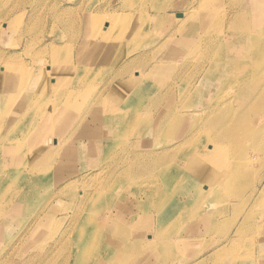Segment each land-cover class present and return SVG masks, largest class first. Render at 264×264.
<instances>
[{
    "label": "rangeland",
    "instance_id": "374dc122",
    "mask_svg": "<svg viewBox=\"0 0 264 264\" xmlns=\"http://www.w3.org/2000/svg\"><path fill=\"white\" fill-rule=\"evenodd\" d=\"M0 1L1 80L6 79L10 74H14L11 69L7 68V64H11L14 67L17 66L16 69H20L19 67H21V70L22 68L23 70L24 68L31 70V67L37 66L36 63L38 58L40 60L44 59L45 64L54 61L50 64L51 74L54 75L50 81L55 82L57 81L55 76H61L65 80V86L69 89H71V83L72 86L79 85L78 74L80 76L84 74H102L97 77L93 83L98 88L97 91H99V93L101 92L105 97L108 95L109 88L112 87L110 83L116 84L117 81L126 78L129 79L125 80L128 83L120 82L117 86H127L126 91L127 94L130 95L132 92L131 83L136 80L135 78L141 74L142 71L146 72V68L140 69L138 66L136 69L132 67L124 68L125 64L122 65L124 61L123 56L126 55L124 48L120 51L118 56L110 55L105 57L102 52L101 55L98 56L100 61L93 67H89L87 65L88 61L99 47H93L92 53L84 57L80 46L81 42L85 40L87 22L91 15L100 16L104 22L106 19L108 21L111 20L116 12L135 13L138 15L136 18H139L140 21H137V24L139 23L141 28L146 29L145 33L152 34L157 41L165 37L167 39L171 38V44L166 48L168 51L171 49L173 50V48H175L173 46L181 43V48L185 49L183 55L188 52L191 53L185 56V61L182 64L181 62L178 64L177 70L168 72V74H170L168 78L164 80L165 82H163L169 86L172 84L173 88L176 86V91L194 89L195 87L213 88L214 90L216 82L218 81V77L216 79L215 77L218 73L220 74V72L225 71L222 70L223 67L221 66H223L226 59L229 58L231 48L230 40L219 38L222 39V43H224V47L221 51L226 59L223 61H214V59L217 58L218 51L217 46L214 47L216 38L223 33L226 35L229 34V30L231 33L236 31L241 34L243 28L248 27L250 24L259 29L261 23L259 20L256 21L254 15H250L249 12L255 14L257 19H261L260 15L264 18V11L260 13L261 10H264V0H211L210 2L208 0H201L202 2L200 0ZM166 6L168 7L166 8ZM184 9L195 12L196 14L194 16L201 13L203 10H211L220 13L218 23L212 28V25L209 26L213 35L212 38L209 36V40H211L206 42L208 46L207 52L203 50V52L200 50L198 51V47H194L198 40L200 29L203 26L201 20L192 18L190 19L191 21H187L186 23H182V21L178 20L186 18L183 14ZM165 10L168 11L167 13L169 15L176 17L169 20L167 17L162 16L161 13ZM239 10L246 11L242 23L236 21V13ZM141 18L143 19L141 20ZM233 23L236 24V27L229 26ZM108 25L109 23H107V26ZM112 38L116 39V34H114ZM68 44L69 47L67 48ZM130 45L132 46V44ZM145 51H149V49L147 48ZM54 52L59 53L61 57L57 58V56H54ZM67 55L70 56V58L65 60L66 57H68ZM205 57H207V59H205ZM137 58L140 61L144 57ZM76 68L80 69L78 73L75 71L77 75L73 72ZM85 68L88 69V72L83 73L82 70ZM40 72L41 69L38 67L36 73L40 74ZM55 72L58 74H54ZM72 74L76 75L75 79L71 78L73 76ZM253 74L257 75L258 81L250 83L245 88L241 87L243 85H241L239 81L236 82V78H234V81L230 78L229 81L231 80V82H229L228 91H235V83H239L237 90L241 89L243 91V95H246V98H248L247 102H254L257 100L260 96L257 90L262 88V92L264 91V62L255 66ZM13 77L14 82L11 87L6 88V86H1L0 88L1 101L4 98V101L1 102L2 105L10 100L9 90H12L15 85H18L15 87L17 89L19 87H26L30 81L29 77H22L20 74H14ZM110 79L112 80L109 81ZM51 82L48 83V87ZM251 86H255L257 89H247ZM94 89V87L90 86L79 95L71 93L66 89L65 92L57 98L56 101L59 103L54 105L52 111L48 109L44 118L40 115L41 112L37 111L34 118L31 119L36 120L40 118L41 121H39L42 122V124L38 130L43 128V126L45 130V128H47V119H50V115L53 116L52 120L54 122L51 127H49L50 129H46L45 134L43 132L44 135L38 138V144H40L43 153L47 155L50 154L48 157L52 158V164L50 165L53 168L46 171L49 174H43L37 171V167L29 166L31 162L28 160L27 156L30 154L31 157L35 158L33 156V150L26 154H18L17 151L14 154H8L1 150L2 147H0V175L5 172L8 174V178H5L3 182L4 188L0 185V264H26L27 262L29 264L30 260L34 259V261H36L44 254H49L51 256L49 257L50 259L48 258V260H46V264H50V262L51 264H64L65 256H69L68 254H70L69 248L61 246L55 250L54 245H52L53 240L49 245L42 246L44 240H46L49 235L47 230L41 225L47 222V224H49L50 217L54 215V219L58 222L56 231L59 229L64 231H71L72 229L73 231L75 226L79 225V221L82 219H92L91 221L93 223L89 226L93 231V236H95L92 240L93 242L95 241L94 244H98L102 242V240L107 239L109 234L106 233H110V231L107 230L112 224H108L107 221L109 220L108 215L111 213L113 218L115 216V220L124 223L126 226L125 228L131 229L133 225H136L139 229L138 235L131 237L132 244L134 245L133 249H126L121 245L120 247L112 246L110 253L112 252L113 256L110 254L105 255L103 252L98 253L100 248L99 244L94 247V251L91 255H87L85 258L78 255L71 256L70 254L71 260L70 263L67 264H96L99 255H101L104 260H109L111 264H143L142 259L144 256L141 258V255L144 253L143 247L146 245L144 236H146L147 233H143V231H147L146 226H161L162 222L165 221H167L165 223H168L170 219H173L180 212V207L185 200L195 204L196 200L200 199V188L202 185L207 184L205 181L212 180L214 184L219 179L218 175L210 171L208 172L203 168H199V179L197 176L198 172H192L196 166L189 167L185 173L189 179L187 177L185 182L177 187L174 193L175 196L163 207H158L157 203L155 205L152 202L153 198L146 194L148 191H145L144 188L163 196L167 189L170 191V186L166 187L163 182L161 188L148 182H139L138 185H133L134 181L135 184H137L135 179L129 177L120 178L118 171L121 168V162H131L134 160L132 155H135L136 150L142 153L151 150V153L155 152L152 149H156L159 152V149L168 145V142H159V144L155 142L150 136L153 132V128L149 126L137 132L138 128L135 127V123L130 124L125 120L123 124L118 127V124L122 123L120 110L123 108V104L113 102V106L109 105L110 102L108 99L110 98L112 100L114 93L106 98H90L89 95ZM53 90L54 88H52V91ZM99 93L97 94L98 96ZM226 94L227 92H225V95ZM236 99L237 97L231 98L234 104L239 107L238 112H240L242 109L240 106L241 104H238ZM263 100L264 94L261 95L260 102ZM21 101H23L22 97L15 104L10 115L2 119L0 127L5 131L6 137L9 133L12 134V137H21L25 129L28 128L29 122H31L28 119L22 118V111L21 113L19 112ZM161 101L162 99L159 105ZM228 108L227 106L226 110L220 113V115L231 116L232 114L227 111L230 110ZM211 110L210 108V111ZM253 117H255V115ZM253 117H242L243 122L235 128V130L240 133L235 132L234 134V138H236V136H239L246 128H248V132L252 130L255 133L252 125L259 128L261 133V138L256 140L257 143L254 145V141L251 144L252 149L249 150L248 156H243L244 158L234 157L238 164H246L250 161V167L248 170L245 169L246 176H244L243 180V183H247L248 185L246 187L241 186V189L234 193L225 190L223 194L219 192L218 195L210 196L202 200V205L204 202L209 205L210 211H207L208 213L206 214H211L218 219V224L216 226L209 225L205 220H198L199 218L196 217L189 221L190 224H195L193 230L196 231H193L192 228L184 229L185 224L182 231L181 228H179L174 232L172 238H176L180 242L183 241V245H185V249L187 250L186 252L193 253L191 257L188 259L184 257L183 255L185 254L182 253L183 251L181 248L180 254L169 250V257L163 260V258H161L160 248L157 247V257L152 256V261L157 262L162 260V263L159 261L158 264H182V262L187 259L190 261L185 264H207V258H209V253L207 252L214 248L216 251L220 248L225 249L224 251L216 252V254H220L225 258H230L235 255L232 253L228 254L229 249L224 239L226 235L228 236L231 233H233L235 237L255 238V252L258 255L264 256L261 254V252L264 253V249L260 248L262 238H260L259 235L262 229L261 226L264 225V202L260 201L255 204V201H253L256 197L255 194H257L255 200L258 198L259 193L262 191L260 188L264 184L261 183V181L264 180V128L259 127L257 120ZM109 118H111V121L107 120ZM158 118H160V116ZM113 119L117 127H112ZM67 123H69V125H66ZM62 136H64V138ZM62 138L65 142H62L63 144L60 148H63L56 155V152L53 153V147L57 142H60ZM234 138L229 140L223 139V145L226 146V148H231L232 154H234ZM249 138L251 142L250 135ZM101 143H103V145L106 144L103 149L99 147ZM140 144L141 147L137 149ZM143 145L145 146L144 148H142ZM2 146L13 147L11 143H7V145L3 143ZM76 148L79 149L78 152H83L85 162H81L78 157L70 156L71 151ZM257 149H259V152L252 154L257 151ZM6 156L8 157L5 158ZM163 160L162 157L156 156L149 159L148 162H161ZM6 163H10L8 164L9 168L5 166ZM131 163L136 167L135 162ZM155 174L156 172L153 171L152 176ZM133 177L135 178L134 175ZM202 181L203 183L200 184ZM198 182L200 188H198ZM135 187H138V189ZM2 190H5V194L3 195ZM94 192H96V194ZM74 195L81 197L82 201L74 202V200L71 199ZM184 197L188 199H184ZM250 197L251 200H249ZM123 198H130L134 205L127 203ZM80 202L82 203L80 204ZM18 205L23 206L25 211L19 215L12 214V209ZM44 211H49L52 215L49 213H46V215L44 214L42 222L39 223L38 219ZM132 214L136 215V217L128 218ZM5 215L7 217L6 223V220L3 221ZM100 227L101 229L103 227L104 230H102L104 234H106L101 238V241L100 236H98L100 234ZM80 228L82 229V227ZM72 231V235L75 236L78 229ZM69 232H67V234H69ZM65 234H61L60 232L56 236L55 241L62 238ZM191 235L195 237L200 236L197 237L198 239L196 240L193 239L195 237L189 238ZM116 239L118 240L119 237ZM47 242H49L48 239L45 243ZM121 243L122 240L119 239L117 245ZM168 245L167 242L163 243L164 247ZM108 247L109 246L104 245V248ZM121 250H125V252H119ZM128 252L130 253L128 254ZM240 252L244 253V255L249 253L250 256L251 254H255L253 249L251 251L244 250V252ZM126 254H128L129 258L128 256L125 258ZM136 256H140V258L134 263V261H136ZM73 258L76 260L73 261ZM251 259L253 264H258L262 258L256 256ZM229 261L230 260L226 262L230 263Z\"/></svg>",
    "mask_w": 264,
    "mask_h": 264
},
{
    "label": "bare ground",
    "instance_id": "6f19581e",
    "mask_svg": "<svg viewBox=\"0 0 264 264\" xmlns=\"http://www.w3.org/2000/svg\"><path fill=\"white\" fill-rule=\"evenodd\" d=\"M208 1L210 2L211 0ZM167 7L168 6H166V8ZM263 11L264 10H261L260 13H262ZM167 12L168 11L165 10L163 13H161L162 16L167 17V19L169 20L174 19L176 17L169 15ZM245 12L246 11L239 10L236 13L237 20H235L242 23V21L244 20L243 16ZM183 14L186 16V18L178 19L179 21H182V23L191 21L190 19L192 18H198L201 20L203 26L200 29L201 31L199 32V37L194 47H198V51L203 50L204 52H207L206 50H208V46L206 42L210 41L211 39L209 40V36H211L212 38L213 35L209 26L212 25V28L215 24L218 23L220 13L211 10H203L201 13L197 14L198 16H194L196 14L195 12L189 11L188 9H184ZM249 14L254 15L256 21L259 20V22L261 23V27L259 29L253 27L250 24L248 27L243 28V32L241 34L236 31L231 33L229 30V34L226 35L225 33H223L222 35L216 38L214 47L217 46L218 51L217 58H215L214 61H223L224 59H226L225 55L221 51L224 47V43H222L223 38L231 41V48L229 58L226 59L224 65L221 66L223 67L222 70H225L224 72H220V74L223 75H220L218 73L219 76L217 74L215 77V79L218 77V81L216 82L214 90L213 88L207 89L204 87H195L194 89L180 91L175 90L176 86L175 88H173L172 84L169 86L163 82H165L164 80L168 78V75L170 74H168V72L177 70L178 64L180 62L182 64L185 61V56L191 53L188 52L187 54L183 55L185 49L181 48V43L176 44L175 46H173L175 47L173 48V50L171 49L170 51H168V49L166 48H168L171 44V38L167 39L165 37L164 39L157 41L156 38L152 36V34H148L147 32L145 33L146 29L141 28L139 23L137 24L139 18H136V16L138 15L135 13L116 12V14L113 15V18H111V20L108 21L106 19V21L104 22L102 21V18L100 16L91 15L88 18L85 40L81 42L80 46L81 52L85 57L92 53L93 47H99V49L92 55V57L88 61L87 65L89 67H93L100 61V58L98 56L101 55L102 52L104 53L105 57L110 55L118 56L120 51L124 48L126 51V55L123 56L124 61L122 63V65L125 64L124 68L132 67L136 69L137 66L140 69L146 68V72L142 71V73L135 78L136 80L131 83L132 92L130 95L127 94V86H117L120 82L128 83L125 80L129 79H121L120 81H117L116 84L110 83L112 87L109 88L108 95L106 97L110 96L112 93L114 94L112 100L110 98L108 99V101L110 102L109 105L113 106V102L123 104V108L120 110L122 123L118 124V127H120L123 124V121L125 120H127V122L130 124L135 123V127L138 128L137 132H139L142 128L149 126L153 128V132L150 136L155 140V142H157L158 144L159 142H168V145H166L162 149H159V152L156 149H152L155 152L151 153V150H148L147 152L143 153L141 151L136 150L135 155H132L134 160L131 161L136 163V167L132 165V163L129 161L121 162V168L118 171L119 177H129L131 179H135L137 181V184H135L134 181L133 185H138L139 182H148L161 188V184L163 182L166 187L170 186L172 192L171 189L170 191H168L167 189L166 193L163 196L144 188L145 191H148V193L146 194L153 198L152 202L155 205L157 203L158 207H163L168 201H170L175 196L174 193L177 187L185 182L186 178L188 177L185 175V173L187 172V169L189 167L196 166V168L193 169L192 172L197 171V176L199 179V168H203L206 171H210L219 176V179L216 183L213 184L212 180L205 181L207 182V184L202 185L201 188L200 184H202L203 181L200 184L198 182V188H200L201 191L200 199L196 200L195 204L185 200L180 207V212L173 219H170L168 223H165L167 222L165 221L162 222L161 226H146L147 231H143V233H147V235L144 236L146 245L143 247L144 253L141 255V258L144 256L142 259L143 264H158L159 261L162 263V260H159L157 262L152 261V256L157 257V247L160 248V253L162 255L161 258H163V260L169 257V250L173 251L174 253L177 252V254H180L181 248L183 251L182 253L185 254L183 255L184 257H186L187 259L191 257L193 253L186 252L187 250L185 249V245H183V241L180 242L176 238H172L174 232H176L179 228H181L182 231L185 224L186 225L184 229L192 228L193 230V226H195V224H190L189 221L196 217L199 218L198 220H205L209 225L216 226L218 224V219L211 214H206L210 211L209 205L208 203L205 204V202L202 205V200H205L210 196L218 195L219 192L220 194H223L225 190H227V192L234 193L235 191H239L241 189V186L246 187L248 185L247 183H243V180L244 176H246L245 169L248 170L250 167V161L246 164H238L236 163V159H234V157L237 156L244 158L243 156H248L249 150L252 149L251 144L254 141V145L257 143L256 140L261 138V133L259 131V128H257L255 125H252L255 133L252 130H249L248 132V128H246L245 130H243V132L241 131L242 133L239 136H236V138H234V134L235 132H237L235 128L243 122L242 117H253L254 115L255 117L253 118L257 120L258 126L264 128V100L260 102L261 95L264 94V91L262 92V88L258 89L257 91L258 93H260L259 98L254 102H247L248 98H246V95H243V91L241 89L237 90L239 83H235L236 90L230 91L232 93L228 91V87L229 82H231V80L229 81L230 78L233 81L234 78H236V82L239 81L240 84L243 85L241 86L242 88H245L247 85L254 81H258L257 75L253 74V69L257 64L264 62V18L260 15L261 19H257L255 14L251 12H249ZM142 19L143 18H141V20ZM107 23H109L108 26ZM229 26L236 27V24L233 23ZM114 34H116L117 36L116 39L112 38ZM129 43L132 44V46ZM68 47L69 44L67 45V48ZM147 48L149 49V51H145ZM54 56H57V58L61 57L60 54L56 52H54ZM137 57L144 58L139 61ZM68 58H70V56L66 57L65 60H67ZM205 59H207V57H205ZM52 63L45 64L44 59L40 60L37 58V66L35 65L36 67H31V70L25 68L24 70L23 68L21 70V67H19L20 69H16L17 66L14 67L11 64H7V68L11 69L12 73L18 75L20 74L22 77L26 78L29 77L30 81L28 82L26 87H19L17 89L15 87L18 85H15L12 90H9L8 93H10V100L6 104L2 105L1 102L4 101V98L2 99V101L0 99V125L2 124V119L7 118L10 115L15 104L19 101L21 97L23 98V101H21L20 103L19 112L21 113L22 111V118L31 121L29 122V126L25 129L22 136L16 138L12 137L11 133L7 135V138L5 135V131H3V129H1L0 127V147H2L1 150L7 152L8 154H14L16 151L18 152V154H26L27 152L29 153L31 150H33V156L35 158L31 157L30 154L27 156L28 160H30L31 162L29 163V166L37 167V171H40L43 174H49L46 171H49L53 168L50 165L52 164V158L48 157L50 154L47 155L46 153H43L40 144H38V138L45 134L46 129H50L49 127H51L54 121L52 120L53 116L50 115V119H47L46 122L47 128H45L44 130L43 126V128L38 130L42 122H40V118L36 120H31L32 118H34L35 113L37 111H40V115L42 116V118H44L47 113V110L49 109L52 111L54 105L59 103L56 100L65 92L66 89L71 93L79 95L91 86L95 89L90 93V98H106L105 95L97 91L98 88L93 83L94 80L102 74H84L83 76H80L79 74L77 75V73L80 72V69L76 68V70L74 69L73 72L78 77L79 85L72 86L71 83V89H69L67 86H65V80L61 76H55V78H57V81L55 82L50 81V79L54 77V75L51 74L50 64ZM38 67L41 69V75L36 73L38 71ZM75 71H77V73ZM82 72L86 73L88 72V69L85 68L84 70H82ZM14 74H10L9 77L4 80L0 79V88L1 86H6V88L11 87L12 83L14 82ZM54 74L58 73L55 72ZM74 74H72L73 76L71 78L75 79L76 75ZM111 80L112 79H110L109 81ZM49 82L51 83L48 87ZM52 88H54L53 91ZM247 89L254 90L257 88L255 86H251ZM225 92H227L226 95ZM98 93L99 96L97 95ZM232 97H237V103L241 104L240 106L242 109L240 110V112H238L239 107H237L234 104V101L231 100ZM161 99L162 101L159 105ZM227 106L229 107L228 109H230L227 111H229L232 115H220V113H223L226 110ZM210 108L212 109L211 111ZM159 116L160 118H158ZM104 118L106 119L105 116ZM107 120L111 121V118ZM112 121V127H117V124L115 123L114 119ZM66 125H69V123H67ZM249 135L252 140L251 142ZM62 137L64 138V136ZM63 138L61 139V141L57 140L60 142H57L53 147V153L56 152V155L63 148H60V146L63 144L62 142H65L63 141ZM231 138H234L235 140V142L233 143L234 154L231 153V148H226V146L223 145L224 140H229ZM3 143L5 145H7V143H11L16 149L11 146H2ZM105 146L106 144H99V147L102 149ZM139 147H141V144L137 147V149ZM144 147L145 146L143 145L142 148ZM78 151V148L73 149L70 153V156L78 157L81 162H85L83 152ZM256 152H259V149H257V151L253 152L252 154H255ZM156 156L162 157V159L164 160L161 162H148L149 159L154 158ZM7 157L8 156H6L5 158ZM8 164L10 163L5 164L7 168H9ZM153 171L156 172L154 176H152ZM133 175L135 176V178L133 177ZM5 178H8V174L6 172L0 175V185L2 186V188H4L3 182ZM261 183H264V180H262ZM135 188L138 189V187ZM260 189L262 191L259 193L258 198L255 200V198L257 197V194H255L256 197L253 199V201H255V204L260 201L264 202V184ZM4 192L5 190H2V195L5 194ZM94 193L96 194V192ZM159 196L161 197L157 198ZM71 199H73L74 202L82 201L81 197L75 195L72 196ZM123 199L127 203L134 205L130 198ZM184 199L188 198L184 197ZM249 200H251V197L249 198ZM81 203L82 202H80V204ZM12 211V214L19 215L20 213L25 211V208H23V206L18 205L17 207L13 208ZM46 213H49V211H44L41 214L38 219L39 223L42 222L43 215H46ZM108 217L109 220L107 222L108 224H112V226H110L107 230L110 231V233H106L109 234L107 236V239H101L106 234H104L103 227V230L100 227V234L98 236H100V241L102 240V242L94 244L95 241L93 242L92 239L95 236H93V231L89 227L93 223L91 221L92 219L86 218L82 219L81 221L78 220L79 225L75 226L74 228V230L78 229V231L75 233V236H73V233H71L72 229L71 231H64L62 229L56 231L58 222L56 219H54V215H52L50 217L49 224H47V222L41 225L45 230H47L49 235L47 237L49 242L45 243L47 239L44 240L42 246L49 245L53 240L52 245H54L55 250L60 248L61 246L67 247L69 248V253L71 254V256L78 255L84 258L87 255H91V253L94 251V247L99 244L100 248L98 250V253L103 252L105 255H112V252L110 253V249L112 248V246L120 247L121 245L123 248H130L132 250L134 245L132 244L131 237H135L138 235L139 229L137 228V226L133 225L131 229H127L125 228L126 226L123 222L121 223L119 220H115V216L113 218L112 213L108 215ZM135 217L136 215L132 214L128 218ZM3 221H5V223L7 222L6 215L3 218ZM80 227H82V229L84 228L83 231ZM261 227V233L259 234L260 238H262L260 248L264 249V225H262ZM60 232L61 234H66L62 238H59L57 241H55L56 236ZM67 232H69V234H67ZM117 237L122 240V243L119 245H117L119 243V239H116ZM192 237L195 236L191 235L189 238ZM197 237L193 239L197 240ZM164 242H167L169 245L167 247H164ZM224 242L226 243L229 249L228 254L232 253L235 256L225 258L220 254H216V252L224 251L225 249L220 248L216 251V249L214 248L207 252L209 253L208 257L210 258V261L209 258H207V264H253L251 258L256 256L262 258L258 264H264V256L258 255L255 252V238H241L238 236L235 237V235L231 233L230 235L225 236ZM104 245L109 247L104 248ZM252 249L254 250L255 254H251V256L249 255V253H245L246 255H244V253L240 252H244V250L251 251ZM123 251L125 252V250H121L119 252L122 253ZM129 253L130 252H128V254ZM70 254H68L69 256H65L64 264L70 263ZM128 254L125 255V258H127ZM261 254L264 255V253L262 252ZM99 256L96 260V264H111L109 260H104L101 255ZM49 257H51L49 254H44L39 257V259L36 261H34V259L30 260L29 264H46V260H48ZM139 258L140 256H136V261H134V263H136ZM187 259H185L182 264H185L186 262L189 263L190 260ZM72 260L74 261L76 259L73 258ZM228 260H230V263L226 262ZM26 264H28V262Z\"/></svg>",
    "mask_w": 264,
    "mask_h": 264
}]
</instances>
